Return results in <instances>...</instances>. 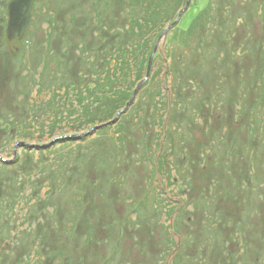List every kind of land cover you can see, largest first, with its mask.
I'll list each match as a JSON object with an SVG mask.
<instances>
[{
	"label": "rangeland",
	"instance_id": "374dc122",
	"mask_svg": "<svg viewBox=\"0 0 264 264\" xmlns=\"http://www.w3.org/2000/svg\"><path fill=\"white\" fill-rule=\"evenodd\" d=\"M8 2L0 0V157L25 182L0 219V264H264V0H191L133 103L90 135L118 112L88 123L85 90L107 70L117 76L116 46L139 9L40 0L13 55ZM158 37L144 35L149 52ZM149 52L136 56L128 83L118 73L120 87L132 93L143 81ZM158 93L153 107L148 96ZM21 142L54 143L27 151Z\"/></svg>",
	"mask_w": 264,
	"mask_h": 264
},
{
	"label": "trees",
	"instance_id": "16d2710c",
	"mask_svg": "<svg viewBox=\"0 0 264 264\" xmlns=\"http://www.w3.org/2000/svg\"><path fill=\"white\" fill-rule=\"evenodd\" d=\"M127 3L128 0H125ZM138 11V18L130 17L129 27L125 30L124 39L119 41L115 50V57L117 58L116 72L112 74L109 70L104 73V77L101 80H97L95 85L89 87L85 90V95L91 103L84 107L85 113L87 112V122L95 124L96 122L105 123L114 118L115 114L122 109V106L118 104V101H122L125 105L128 103L130 96L129 90H125V87H120L119 85V75L124 83H128L127 73L131 71L132 62L135 61V58L138 54H148L150 48H148V41L143 39L144 35L148 32H151L152 29L158 31V35L161 34L162 29L161 23L165 24L171 18L173 19L177 14L179 7L182 5V0H130ZM209 8L205 11L208 12ZM205 13L198 16L187 34H196L199 25L206 20ZM178 29V27L176 28ZM108 46V45H106ZM105 47V46H104ZM112 47V46H111ZM106 48V47H105ZM105 52L107 49H104ZM152 52H149V56ZM107 56V55H106ZM148 56V57H149ZM108 60L104 57V62ZM148 58H142L144 64L141 67H144L148 63ZM141 61V59H140ZM140 61L138 62L140 64ZM106 74V75H105ZM140 76V74H139ZM141 80V78H138ZM160 83V82H159ZM90 85V84H89ZM122 88V90H121ZM78 94V93H77ZM159 93L154 96L150 94L148 98L152 102V106L156 107L161 104V99L158 97ZM85 98V97H83ZM81 100V97L77 98ZM86 99V98H85ZM112 100V101H111ZM107 102H112V104L104 105ZM102 106V107H100ZM166 106V105H165ZM98 109V113H95V110ZM161 161V160H160ZM13 164L7 165L0 163V169L6 170L9 172V175H0V219L6 220L9 217V214L12 215V210L17 199L21 193L24 182L23 179L19 177L18 172L11 174L13 170ZM5 189V192H9L10 196L5 199V195L2 190ZM10 198V199H9ZM9 210V212L7 211ZM5 251L1 248L0 252ZM178 255H176L177 257ZM1 258V257H0ZM18 263V262H16ZM19 264V263H18Z\"/></svg>",
	"mask_w": 264,
	"mask_h": 264
},
{
	"label": "water",
	"instance_id": "95a60500",
	"mask_svg": "<svg viewBox=\"0 0 264 264\" xmlns=\"http://www.w3.org/2000/svg\"><path fill=\"white\" fill-rule=\"evenodd\" d=\"M190 1L191 0H186L184 8L179 11L175 21L173 23H171L170 25H168L162 31V33L159 35L157 42L154 46V49L150 55L149 61H148L146 77L143 79V81L141 83H139L136 86V88L132 92L131 98L128 101V103L126 104L125 108L118 111L116 117L111 122L100 125V126H95L92 129H90V131L88 132L89 135L92 132H94V131H96V130L104 127V126L114 125L115 123H117L119 116L121 114H124L127 111L129 106L133 103L139 89L141 88V85L147 80V77H148L149 72H150V66H151L152 58L156 52L158 43L165 39V37L167 36L169 31L173 30L174 28H176L178 26V24L181 20L182 14L187 11V9L190 5ZM38 2H40V0H9V2L7 3V7H6L7 23H6V28L4 31V39H5V42L9 48V50L11 51V53L13 55H17L22 49L23 41L27 37L29 29H30L34 7ZM54 142H52L48 145H45V146L31 145V144L21 142V143H16L15 146L24 148L27 151H32V150L39 151V150L47 149ZM13 157L16 158L15 151H14ZM0 163L11 165L13 163V161L12 160L6 161L4 158L0 157Z\"/></svg>",
	"mask_w": 264,
	"mask_h": 264
}]
</instances>
